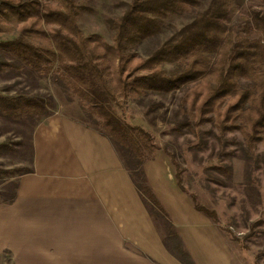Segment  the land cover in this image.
Segmentation results:
<instances>
[{"label": "trees", "instance_id": "obj_1", "mask_svg": "<svg viewBox=\"0 0 264 264\" xmlns=\"http://www.w3.org/2000/svg\"><path fill=\"white\" fill-rule=\"evenodd\" d=\"M78 1L0 0V36H14L0 43V51L15 61L0 67L51 76L68 100H77L92 129L131 156L134 166L125 168L148 214L165 225L166 250L180 264H195L144 172L143 164L157 153L153 136L121 119L114 107L123 110L128 100L151 94L180 93V128L196 134L210 126L220 138L239 135L248 157L259 147L264 152V5L241 15L240 0H210L205 9L197 0H126L122 15L108 21L107 42L83 34L78 22L84 7ZM184 16L191 20L146 57L131 51L163 34L169 19ZM53 110L51 98L0 97V117L37 118L34 128ZM29 148L30 168L19 177L33 173ZM175 168L178 187L187 194ZM9 187L6 202L14 199L17 182ZM190 199L197 212L218 223L216 213Z\"/></svg>", "mask_w": 264, "mask_h": 264}, {"label": "crops", "instance_id": "obj_2", "mask_svg": "<svg viewBox=\"0 0 264 264\" xmlns=\"http://www.w3.org/2000/svg\"><path fill=\"white\" fill-rule=\"evenodd\" d=\"M30 143L33 173L18 177L11 202L0 201V264H180L108 138L57 111ZM144 172L194 263L233 264L170 162L149 161Z\"/></svg>", "mask_w": 264, "mask_h": 264}, {"label": "rangeland", "instance_id": "obj_3", "mask_svg": "<svg viewBox=\"0 0 264 264\" xmlns=\"http://www.w3.org/2000/svg\"><path fill=\"white\" fill-rule=\"evenodd\" d=\"M197 1L200 2L201 9H205L210 0ZM123 2L126 0H79L78 3L84 7L78 22L83 34H97L110 42L108 21L122 15ZM260 5L259 0H240V14L244 15L248 8ZM237 17L234 18L235 27L239 24ZM190 20V16L169 19V27L163 34L157 39L133 46L131 51L146 57L174 29ZM13 38L9 34L1 35L0 43ZM3 61L12 62L14 59L0 51V63ZM18 95L51 98L55 104L52 114L57 111L68 112L79 118L85 126L94 128V123L85 117L77 100H68L64 92L53 83L51 76L0 67V97L11 98ZM180 97V93L151 94L140 102L128 100L123 110L119 107H114V110L128 124L140 127L153 136L157 153L143 164V168L149 161L166 160L176 174V165L186 195L194 197L198 205L216 213L217 224L203 216L228 242L233 264H264L263 149L259 147L254 157H248L243 141L237 134L220 138L210 126L199 128L196 134L180 128ZM157 104L162 106L153 108ZM37 120L34 118L33 121L18 122L0 117V201L10 196L9 184L17 182L22 170L30 168V137ZM117 149L123 165L133 167L129 153L122 148ZM11 170L14 173H6ZM153 218L165 234L163 222ZM170 244L169 242L168 245Z\"/></svg>", "mask_w": 264, "mask_h": 264}]
</instances>
